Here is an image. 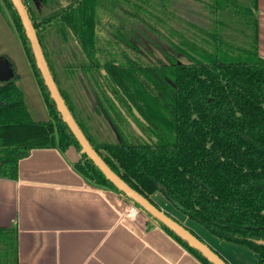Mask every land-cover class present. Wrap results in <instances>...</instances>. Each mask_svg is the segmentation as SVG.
Wrapping results in <instances>:
<instances>
[{"label":"trees","instance_id":"1","mask_svg":"<svg viewBox=\"0 0 264 264\" xmlns=\"http://www.w3.org/2000/svg\"><path fill=\"white\" fill-rule=\"evenodd\" d=\"M102 1L121 9L116 0H73L38 18L23 0L47 61L42 35L52 28L80 46L88 59L81 68L94 73L101 90L95 92L96 111L111 123L119 142L98 144L89 135L48 61L80 128L111 169L158 208L152 196L160 192L190 220L222 241L250 249L264 264V244L258 243L264 240V58L259 53L258 0H194L208 4L213 25L206 29L190 23L201 36L178 34L174 45L189 62L171 58L162 64H143L125 50L97 45ZM126 1L138 6L125 11L132 24L143 21L139 11L151 0H138L142 5ZM168 2L162 0V8ZM2 7L21 39L51 116L49 121H34L16 83H0V177L16 180L19 161L31 150L66 151L74 146L81 152V146L57 111L11 0H0ZM227 29L236 34H227ZM126 126L131 133L125 132ZM76 169L95 185L122 194L85 154ZM160 226L203 264H211Z\"/></svg>","mask_w":264,"mask_h":264},{"label":"crops","instance_id":"2","mask_svg":"<svg viewBox=\"0 0 264 264\" xmlns=\"http://www.w3.org/2000/svg\"><path fill=\"white\" fill-rule=\"evenodd\" d=\"M258 18L264 58V0H258ZM12 33L22 64L2 45L0 56L14 64L24 97L28 83L39 93L21 39L15 29ZM27 108L32 119L48 120L47 113L40 118ZM81 158L74 146L33 149L19 161L16 180L0 177V264H203L130 201L79 173ZM152 199L231 264H259L255 252L215 237L162 193Z\"/></svg>","mask_w":264,"mask_h":264},{"label":"rangeland","instance_id":"3","mask_svg":"<svg viewBox=\"0 0 264 264\" xmlns=\"http://www.w3.org/2000/svg\"><path fill=\"white\" fill-rule=\"evenodd\" d=\"M118 1L128 10H136L138 7L126 0ZM135 1L142 5V2L138 0ZM161 1L162 0H151V4H144V6H146L145 9L139 11L143 21L137 19L133 22V35L135 37L130 38V43L117 39V37L112 34L110 37L118 42V48H120V50L127 51L131 57H137L143 64L169 63L171 58L181 63L189 62L188 58L176 52L174 45L178 43V34L188 36L189 31H191L201 36L200 30L192 27L190 23H194L206 29L213 25L209 6L208 4L205 5V3H199L194 0H169L164 6L165 10L161 6ZM209 1L210 0H207V2ZM66 3H68V0H55L52 7H60ZM31 8L34 10L33 7ZM3 9L2 7V11ZM5 9L4 13H6ZM2 11L0 10V45L6 47V51H8L6 53L9 55L17 56L22 64L21 53L19 52L20 48L18 47L15 37L12 35V31L14 32L12 21L7 17L8 15L6 16ZM48 33L50 35L49 31L47 34ZM51 34L53 35L54 33ZM227 34H236V32L227 29ZM248 34H250L249 42L253 34L252 26ZM45 37L47 38L48 36L45 35ZM47 41L50 44L48 47L45 38L42 37V43L48 54L50 66L61 88L68 96V101L70 105H72L77 119L81 123H84L88 129L89 135L98 144L119 142L117 133L115 129L112 128L111 123L96 111L97 103L95 92L101 94L97 82L93 80L92 76L88 78V80L82 78L80 70L73 67L85 61L77 45L73 41L70 44H65L63 42L62 46L64 47V52L63 54H59L58 52L61 48L57 45L60 39L56 36H53L51 39L50 36ZM27 81L30 80L28 79ZM28 89L24 101L29 105L33 115L35 113L41 118L47 113L48 120L43 121L51 120L42 93L40 91L39 93L36 92L30 83H28ZM101 97L103 98L102 95ZM111 115L112 117L114 116L113 111ZM123 128L125 132L131 133L129 126ZM231 254L235 255L236 253L231 252ZM223 258L231 264L227 258Z\"/></svg>","mask_w":264,"mask_h":264},{"label":"water","instance_id":"4","mask_svg":"<svg viewBox=\"0 0 264 264\" xmlns=\"http://www.w3.org/2000/svg\"><path fill=\"white\" fill-rule=\"evenodd\" d=\"M11 2L20 17L26 37L30 42L36 66L41 73L51 98L55 102L57 111L60 113L62 120L70 128L71 132L81 146L80 153L85 154L89 159H91L92 162L103 173L105 178L110 183H112L119 192L122 193L121 196L130 201L134 206H138L139 209L152 221H154L159 226L163 225L168 228L176 236L185 241L190 247L201 253L202 256L211 264H228L224 258H222L205 241L192 233L189 228L176 220L174 217L170 216L161 208H158L149 199L126 183L117 173L111 169L103 157L94 149L74 118L58 88L26 5L24 4L23 0H11ZM16 79L17 75L14 64L6 57L0 56V83L15 82ZM135 113L138 115L136 111ZM132 126L138 133H140V130L135 124L132 123ZM258 243L264 244V240H260Z\"/></svg>","mask_w":264,"mask_h":264},{"label":"flooded vegetation","instance_id":"5","mask_svg":"<svg viewBox=\"0 0 264 264\" xmlns=\"http://www.w3.org/2000/svg\"><path fill=\"white\" fill-rule=\"evenodd\" d=\"M28 4L30 7H35L36 10L34 9L33 11L35 12L36 16L38 18H42L43 16H47L65 6H67L71 1L73 0H68V3L61 5L60 7H52L54 4L55 0H52L51 3L49 5H45L42 2L38 3V0H27ZM117 2H119L118 0H116ZM102 4L104 6L102 7H98L97 8V17H98V24H97V31L100 33L99 37H98V42L97 45L98 46H106V44H109L108 47L112 48V51H116L119 52L120 48H118L119 44L118 42H116L114 39H111L110 35H114L117 37V39H121L124 40L126 43H130V38L135 37L133 35V24L131 21V18L125 13L126 8H124L123 4L119 2V4L121 5V9L120 8H114V5L112 3V1H102ZM45 9V10H44ZM131 11V10H129ZM131 21V22H130ZM124 25V27H122ZM122 30L121 33H118V31ZM50 32L47 34V32ZM44 33V35H42V37L45 38L46 42H47V47L50 45L49 42L47 41L48 38L51 39L53 38V36L57 37L58 39H60L59 44L57 45L58 47H60V51L58 52L59 54H63L64 50H63V46L62 43L64 42L65 44H70L72 41L77 45V47L79 48L80 52L82 53L85 61H83L82 63L76 65L79 66L77 69L80 70L81 72V76L84 79L90 78L92 75H94L93 72H84V68H81V66L84 63H88V59L85 56L84 52L81 50L80 46L77 44V42L70 36L67 37V39H65V35H63V33L58 30L57 28H52L50 30H48ZM51 33H54L53 35ZM60 36H59V35ZM45 35H47L48 37L46 38ZM46 51V50H45ZM47 54V52H46ZM48 57V54H47ZM49 61V60H48ZM92 74V75H91Z\"/></svg>","mask_w":264,"mask_h":264}]
</instances>
